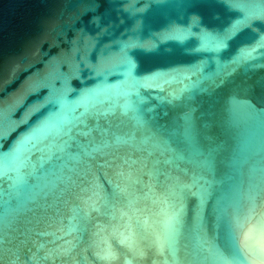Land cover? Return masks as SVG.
Returning <instances> with one entry per match:
<instances>
[{
  "label": "water",
  "instance_id": "95a60500",
  "mask_svg": "<svg viewBox=\"0 0 264 264\" xmlns=\"http://www.w3.org/2000/svg\"><path fill=\"white\" fill-rule=\"evenodd\" d=\"M264 0H0V264H261Z\"/></svg>",
  "mask_w": 264,
  "mask_h": 264
},
{
  "label": "clouds",
  "instance_id": "9594fccd",
  "mask_svg": "<svg viewBox=\"0 0 264 264\" xmlns=\"http://www.w3.org/2000/svg\"><path fill=\"white\" fill-rule=\"evenodd\" d=\"M261 264H264V262H261Z\"/></svg>",
  "mask_w": 264,
  "mask_h": 264
},
{
  "label": "snow or ice",
  "instance_id": "6c2138e0",
  "mask_svg": "<svg viewBox=\"0 0 264 264\" xmlns=\"http://www.w3.org/2000/svg\"><path fill=\"white\" fill-rule=\"evenodd\" d=\"M262 262H264V261H262Z\"/></svg>",
  "mask_w": 264,
  "mask_h": 264
}]
</instances>
